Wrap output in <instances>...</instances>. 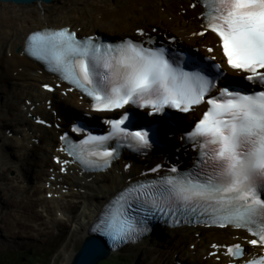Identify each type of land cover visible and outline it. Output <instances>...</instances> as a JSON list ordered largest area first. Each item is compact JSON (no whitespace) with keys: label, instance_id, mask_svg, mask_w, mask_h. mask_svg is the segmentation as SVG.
Returning a JSON list of instances; mask_svg holds the SVG:
<instances>
[{"label":"snow or ice","instance_id":"6c2138e0","mask_svg":"<svg viewBox=\"0 0 264 264\" xmlns=\"http://www.w3.org/2000/svg\"><path fill=\"white\" fill-rule=\"evenodd\" d=\"M197 3L204 9V31L196 35L212 32L219 37L227 69L245 73L244 79L253 85L251 92L230 84L217 87L228 72L214 62L215 57L200 63L193 56L170 55L165 47H152L155 41L150 36L140 42L102 45L93 37L78 39L65 27L33 31L26 38L25 51L91 97L96 112L135 106L150 109L149 116L166 117V109L186 113L194 106H208L203 118L182 136L198 149L192 167L184 172L172 167L164 175H159V166L153 168L156 179L129 185L100 219L95 231L114 247L149 231L146 220L157 212L195 214L220 227L246 229L256 237L248 244L264 246V0ZM138 34L145 36L142 30ZM105 123L110 126L107 135L89 132L78 144L69 141L68 154L89 168H103L121 147L142 152L158 143L155 127L137 124L129 110ZM72 131L85 129L76 126ZM61 140H68L67 133ZM111 141L116 142L114 147ZM130 209L144 216H134ZM244 251L240 243L227 248L233 256ZM247 264H264V256Z\"/></svg>","mask_w":264,"mask_h":264},{"label":"bare ground","instance_id":"6f19581e","mask_svg":"<svg viewBox=\"0 0 264 264\" xmlns=\"http://www.w3.org/2000/svg\"><path fill=\"white\" fill-rule=\"evenodd\" d=\"M187 2L188 0H56L51 3L41 1L23 5L0 1V94L5 96L2 103L9 111H12V120L15 121L11 129L14 131L13 135L11 134L12 137L9 138L10 136L6 134L9 128L7 126L4 132L0 133V140L14 142V145L18 144L24 151L26 147L34 150L41 147V151H34V154L38 153L42 157L40 164L34 163L31 172V178L37 179L34 186L26 188H21L19 185L13 188L5 187L7 191L4 195L8 198L7 201H4V206L7 204L5 208L7 217L5 220L4 217H1L0 222L3 224L2 229L7 228L9 237L13 235L12 229L16 230L18 226L22 229L26 228L21 234L22 237H28L27 229L37 230L39 234L44 235L47 228L50 237L55 239L56 234L50 230L48 223L39 221L41 216L35 210V206L43 205L50 215L58 214L63 209L58 199L53 197L48 200L46 197L40 196L43 192L56 194L61 201H66L64 209H71L70 213L72 214L69 223H65V228L69 227L68 235L55 256L63 254L64 264H70L74 254H76V245L89 235L88 226L101 206L107 201L109 194H105L106 191H110V194L114 193L127 182L128 177L136 179L139 173H141L140 178L148 177L147 172L150 170L147 163H142L141 160L136 159V156L129 155L113 166V168L115 167L114 173L108 170L105 173L80 175L79 171L74 169L73 173L69 172L67 175H63L64 184L68 185L69 189H64L65 187L53 189V185H57V183H52L48 189L45 188V183L42 184V182H46L50 175L47 172V166H53L48 155L54 153V146H58L59 142L57 141L56 130L36 125L34 120L28 117L29 106L25 108L27 106L25 102L30 99L32 104L36 105L33 111L35 115H48L49 117L51 114L42 102L48 98L53 100L54 107L59 108L62 114L70 112L72 116H75V112L82 108L78 105L80 99L77 93H69L68 96H63L58 94V91L51 94L42 89V84L49 81L48 75L41 71L43 69L40 65L22 53L29 32L46 26L57 28L70 26L78 29L80 34L94 33L97 29L113 36L128 34L130 31L132 33L134 29L142 26L151 29L153 25H156L159 28H168L176 32L177 35H180L181 32L188 36L197 28L196 23L184 22L183 17L176 13L180 9V5L184 6ZM37 103L39 104L37 105ZM87 105L85 103L84 107L86 108ZM5 119L0 117V120ZM91 119L85 118L82 121L87 122ZM2 126L5 127L6 123H3ZM75 126L76 123L72 126L67 124L68 128ZM18 135H22L24 140L39 138L40 143L36 145L30 140L26 144L19 143L21 138ZM190 159L191 157L188 155L186 157L187 162ZM127 163L132 164L129 170L125 167ZM17 168H19L18 165ZM2 188L3 181H0V203ZM94 191L97 192L92 194ZM100 192L101 194H99ZM13 207L15 209L22 207L23 214H19L16 209L13 212L15 219H11L9 212ZM129 211L132 215L135 214V211L131 209ZM74 212L75 214H73ZM30 220L35 221L37 227ZM58 224L63 226V222L60 220H58ZM162 230L164 231L165 243L172 245L173 251L168 255L164 253L156 257L157 264H177L178 260H181L182 263L191 264H224L223 260L220 261L214 257L202 259V255L208 254L211 250L210 244L214 242L211 237L202 235L201 238L194 239L192 229L187 227L175 229L168 227ZM201 231L206 233L204 230ZM64 233L65 229L61 234ZM223 234L231 235L230 228L223 230ZM127 243L140 244L142 247L140 250L145 251L146 255H151L148 258L150 259L149 264L154 261L155 254L159 251L157 244L153 243L151 237L148 236L139 241L124 242L125 245ZM191 243L196 244V247L190 246ZM218 255H221V251ZM151 258L154 259L151 260ZM146 263L147 261H144L142 264Z\"/></svg>","mask_w":264,"mask_h":264},{"label":"rangeland","instance_id":"374dc122","mask_svg":"<svg viewBox=\"0 0 264 264\" xmlns=\"http://www.w3.org/2000/svg\"><path fill=\"white\" fill-rule=\"evenodd\" d=\"M183 10L184 8H182V11ZM169 19L171 18L169 17ZM96 31H100V30L96 29ZM103 33L107 35H111L107 32H103ZM4 98L5 96L0 94V117L2 116L4 118L6 117L9 118L10 115H12V111H9L8 108L5 107L4 104L2 103L4 101ZM0 122H3V120L2 121L0 120ZM2 124L3 123L0 124V129L3 132L6 126L2 127ZM10 130L11 129H7L8 136H11L12 134L10 133ZM37 150H40V149H37ZM23 152L24 151L17 150V147L14 145V142L6 141L3 143V141L2 142L0 141V181H3V188L1 189L2 200L0 203V218L4 217V220L7 217V213L5 211L7 204L4 206V201L8 200L7 196L4 195V193L7 191L5 187L7 186L8 188H13L19 185L21 188H26L28 186H34L36 183L34 179L32 180L29 179L30 174L27 172V168L29 167V164H27L26 160L24 161L22 160ZM1 153H3L5 157H2ZM19 156L21 157L19 158ZM28 158L31 163L35 161V158L33 156H28ZM36 160L40 161V158H36ZM23 162H24V165H22ZM17 165L19 168H17ZM27 180H29V182H27ZM96 192L97 191H94L92 194ZM99 194H101V192ZM105 194H110V191H106ZM41 197L44 198V193L41 194ZM71 200H74V198H71ZM61 203L65 207L66 201L64 200ZM16 209L19 214H23L22 207H17ZM16 209L13 207V209L9 212L11 213V219L12 218L15 219L13 212ZM35 210H37L41 216V219L39 221L40 222L44 221L48 223V225L50 226V230L57 234L56 238L52 239L50 237V234L47 232L48 230L47 228H46L44 235L39 234L37 230L32 231L31 229H27L26 234H28V237H22L21 234L26 228L22 229L21 227H18V226L16 230L12 229L13 235L9 237L8 235L9 233H7V228L2 229L3 224L0 222V264H64L63 262L64 255L61 254V255L55 256V254H58L57 251L61 247V244L65 239L61 235L62 230L64 231L65 229L64 237L68 235L69 227L65 228V223H69L68 221L72 214L70 213L71 210L66 209L65 215L59 213L58 215L53 216V218L51 215H48L45 208H43L40 205L37 206ZM75 212L73 214H75ZM55 217L58 220L63 222V226L60 225L61 227L58 228L57 226L58 220L57 219L55 220ZM30 222L34 226L37 227V223L35 221L30 220ZM192 233H193L194 239L201 238V233H200V236L194 235V231ZM158 237L159 239L156 238L152 240L153 243L157 244L158 246L157 248L159 249V251L158 253L155 254V259L151 258V260L154 259V261L151 264H157L156 257H158L159 255H163L164 253H167L168 255L173 251V248L171 247L172 245L165 243L164 239L160 241V239L162 238L160 236ZM162 242H163V245H162ZM81 244H82V241L76 245L75 247L76 252L81 247ZM190 246L196 247V244L191 243ZM141 248L142 247L140 245H136V246L127 247L126 249H124L123 251L119 253L118 252L111 253L108 259L101 261L99 264H108V263L113 264L115 257L117 258V256L119 255L125 257L126 258L125 261H127L129 264H142L144 261H147L146 264H149L150 259L148 258L151 255L149 254L146 255L145 251L140 250ZM26 250L30 251V254L25 253ZM22 253H25L26 256ZM35 255H37L39 259L38 257H34ZM144 259H148V260H144ZM180 262L182 261L178 260L177 264H180Z\"/></svg>","mask_w":264,"mask_h":264},{"label":"water","instance_id":"95a60500","mask_svg":"<svg viewBox=\"0 0 264 264\" xmlns=\"http://www.w3.org/2000/svg\"><path fill=\"white\" fill-rule=\"evenodd\" d=\"M1 2H14L30 5L36 2H54L55 0H0ZM110 248L104 238L97 234H89L83 238L81 247L74 254L70 264H99L110 257Z\"/></svg>","mask_w":264,"mask_h":264},{"label":"trees","instance_id":"16d2710c","mask_svg":"<svg viewBox=\"0 0 264 264\" xmlns=\"http://www.w3.org/2000/svg\"><path fill=\"white\" fill-rule=\"evenodd\" d=\"M22 254H24V253H22ZM19 255V254H18ZM20 256V255H19ZM126 260V258L125 257H123V256H121V255H119V256H117V258L115 257V260H114V263L113 264H129L127 261H125ZM109 264V263H108Z\"/></svg>","mask_w":264,"mask_h":264}]
</instances>
